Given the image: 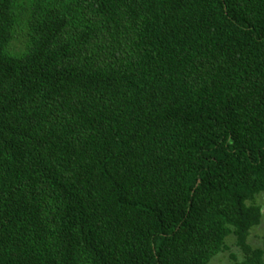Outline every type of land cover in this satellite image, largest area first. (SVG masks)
<instances>
[{
    "label": "trees",
    "instance_id": "trees-1",
    "mask_svg": "<svg viewBox=\"0 0 264 264\" xmlns=\"http://www.w3.org/2000/svg\"><path fill=\"white\" fill-rule=\"evenodd\" d=\"M264 0H0V264H264Z\"/></svg>",
    "mask_w": 264,
    "mask_h": 264
},
{
    "label": "rangeland",
    "instance_id": "rangeland-1",
    "mask_svg": "<svg viewBox=\"0 0 264 264\" xmlns=\"http://www.w3.org/2000/svg\"><path fill=\"white\" fill-rule=\"evenodd\" d=\"M255 203L261 208V218L259 225L251 229L247 237V244L252 248L260 246L261 238L264 235V194L257 195L255 198ZM225 245L228 249L216 255L209 264H230L231 261L229 259V254L235 255L237 260L241 259L242 254L234 245V239L232 238V235L225 239Z\"/></svg>",
    "mask_w": 264,
    "mask_h": 264
}]
</instances>
